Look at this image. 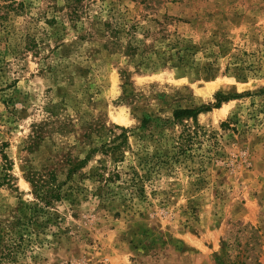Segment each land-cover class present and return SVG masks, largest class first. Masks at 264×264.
Returning a JSON list of instances; mask_svg holds the SVG:
<instances>
[{
  "label": "rangeland",
  "instance_id": "1",
  "mask_svg": "<svg viewBox=\"0 0 264 264\" xmlns=\"http://www.w3.org/2000/svg\"><path fill=\"white\" fill-rule=\"evenodd\" d=\"M44 169L64 196L35 216ZM1 243L3 264H264V0H0Z\"/></svg>",
  "mask_w": 264,
  "mask_h": 264
},
{
  "label": "trees",
  "instance_id": "2",
  "mask_svg": "<svg viewBox=\"0 0 264 264\" xmlns=\"http://www.w3.org/2000/svg\"><path fill=\"white\" fill-rule=\"evenodd\" d=\"M79 0H67V3L72 2L74 4ZM207 110V109H204ZM197 113L192 110L183 109L175 110L173 112V122L174 124H181V129L176 135L175 139V149L176 153L180 155L186 154V152L194 146L198 141V125L195 120ZM191 119V123H183V120ZM123 134L118 137V139L125 138V129H122ZM117 147V146H115ZM76 170L73 166L69 172V176ZM27 182L30 184L32 189V194L34 195L35 202L31 206L34 211L35 216L39 214L44 215L45 209L52 207L54 203L58 202L64 194L61 192L62 185L64 182H59L57 177L52 170H42V172H33L29 175ZM36 217H31L29 223H35ZM6 237V236H5ZM20 238V237H18ZM17 244L7 245L1 243L0 245V264L9 261L14 255V249Z\"/></svg>",
  "mask_w": 264,
  "mask_h": 264
}]
</instances>
